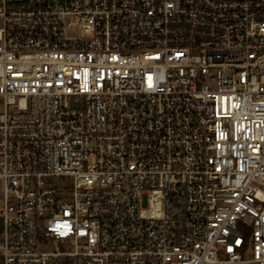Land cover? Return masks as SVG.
Returning <instances> with one entry per match:
<instances>
[{"label":"built area","instance_id":"built-area-1","mask_svg":"<svg viewBox=\"0 0 264 264\" xmlns=\"http://www.w3.org/2000/svg\"><path fill=\"white\" fill-rule=\"evenodd\" d=\"M0 264H264V0H0Z\"/></svg>","mask_w":264,"mask_h":264}]
</instances>
